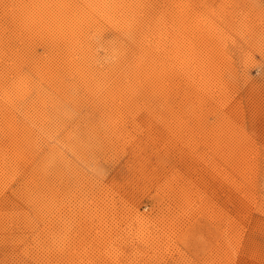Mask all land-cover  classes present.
<instances>
[{
    "label": "rangeland",
    "instance_id": "1",
    "mask_svg": "<svg viewBox=\"0 0 264 264\" xmlns=\"http://www.w3.org/2000/svg\"><path fill=\"white\" fill-rule=\"evenodd\" d=\"M0 264H264V0H0Z\"/></svg>",
    "mask_w": 264,
    "mask_h": 264
}]
</instances>
